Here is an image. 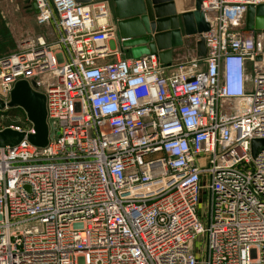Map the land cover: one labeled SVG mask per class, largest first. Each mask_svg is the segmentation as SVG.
Wrapping results in <instances>:
<instances>
[{
    "label": "built area",
    "instance_id": "obj_1",
    "mask_svg": "<svg viewBox=\"0 0 264 264\" xmlns=\"http://www.w3.org/2000/svg\"><path fill=\"white\" fill-rule=\"evenodd\" d=\"M26 1L56 37L0 56V99L34 80L55 129L0 148V264H264V0H200L206 56L168 66L99 63L108 2Z\"/></svg>",
    "mask_w": 264,
    "mask_h": 264
},
{
    "label": "water",
    "instance_id": "obj_2",
    "mask_svg": "<svg viewBox=\"0 0 264 264\" xmlns=\"http://www.w3.org/2000/svg\"><path fill=\"white\" fill-rule=\"evenodd\" d=\"M80 4L110 2L116 19L117 36L122 39L121 46L129 49L132 58H139L156 53L159 62L170 65L175 57H185L186 40L198 36L190 43L195 47L197 58L206 56L204 40L201 33L209 27L200 10V0H194L193 8L181 11L176 0H75ZM32 12L36 5L31 4ZM247 30H264V4L248 6L245 14ZM127 49V50H128ZM182 55V56H180ZM177 60V59H176ZM179 60V59H178ZM20 108L26 115L34 133L28 134L14 129L0 130V148H13L26 139L31 145L43 148L54 136V124L46 118L45 97L37 91L34 80L17 81L9 93V101L0 99V110ZM264 146V140L251 142V153L254 156L258 147Z\"/></svg>",
    "mask_w": 264,
    "mask_h": 264
},
{
    "label": "rangeland",
    "instance_id": "obj_3",
    "mask_svg": "<svg viewBox=\"0 0 264 264\" xmlns=\"http://www.w3.org/2000/svg\"><path fill=\"white\" fill-rule=\"evenodd\" d=\"M111 3L108 2V6ZM28 2L26 0H0V56H6L15 50L19 49L24 44L26 38H35L39 34H45L47 41L55 40L56 34L54 28L51 26H37L34 20L32 10H29ZM112 14V23L110 24L114 37L117 36L116 19L113 15L112 8L108 9V15ZM24 37L22 43H18L20 37ZM33 38V39H34ZM20 44V45H18ZM186 48V47H185ZM10 110L12 108H9ZM6 110L4 114V124H13L17 126H24L26 123V115L19 112ZM20 109V108H19ZM25 117V119H24ZM204 195H201L198 214L204 211ZM201 239L197 240L195 247L198 249L201 246ZM197 256H200L197 255ZM201 257V256H200Z\"/></svg>",
    "mask_w": 264,
    "mask_h": 264
},
{
    "label": "crops",
    "instance_id": "obj_4",
    "mask_svg": "<svg viewBox=\"0 0 264 264\" xmlns=\"http://www.w3.org/2000/svg\"><path fill=\"white\" fill-rule=\"evenodd\" d=\"M31 4V3H30ZM176 5H177V8L181 11H189L193 8V5H194V0H176ZM107 8H112V4L110 6H108V3H107ZM30 10V9H29ZM34 15V13H32ZM112 14H110L109 12V15L107 17V21L109 24L112 23ZM40 36H45V34H39ZM46 37V36H45ZM23 39L25 40V38L22 36L19 38V41L18 43H22ZM27 39V38H26ZM26 41V40H25ZM122 39H119L118 36H115L113 37L111 40L108 41L107 43V47L108 49L111 51V53H114V52H117V55H110L108 58L102 60V61H99L100 64H103V63H112L118 59H129V58H132L131 55H130V52H129V49H125L121 46L122 44ZM191 41L193 42V39H191ZM190 40H186L184 46L186 47V54L185 55H189L192 48H193V45L190 43L191 42ZM18 44V45H20ZM16 51V50H15ZM182 56V55H180ZM176 59H180L179 56L178 58L175 57L174 60L172 61H176Z\"/></svg>",
    "mask_w": 264,
    "mask_h": 264
},
{
    "label": "trees",
    "instance_id": "obj_5",
    "mask_svg": "<svg viewBox=\"0 0 264 264\" xmlns=\"http://www.w3.org/2000/svg\"><path fill=\"white\" fill-rule=\"evenodd\" d=\"M13 111L19 112L20 114L24 115L23 112L21 111V109H19V108H12L10 110V112H13ZM24 119H25V117H24ZM26 125H28V122H26L24 126H26Z\"/></svg>",
    "mask_w": 264,
    "mask_h": 264
},
{
    "label": "flooded vegetation",
    "instance_id": "obj_6",
    "mask_svg": "<svg viewBox=\"0 0 264 264\" xmlns=\"http://www.w3.org/2000/svg\"><path fill=\"white\" fill-rule=\"evenodd\" d=\"M28 7L30 8V11H31V5H30V3H28Z\"/></svg>",
    "mask_w": 264,
    "mask_h": 264
},
{
    "label": "bare ground",
    "instance_id": "obj_7",
    "mask_svg": "<svg viewBox=\"0 0 264 264\" xmlns=\"http://www.w3.org/2000/svg\"><path fill=\"white\" fill-rule=\"evenodd\" d=\"M100 20H102V18L100 17Z\"/></svg>",
    "mask_w": 264,
    "mask_h": 264
}]
</instances>
